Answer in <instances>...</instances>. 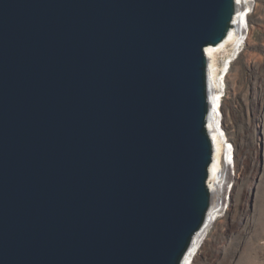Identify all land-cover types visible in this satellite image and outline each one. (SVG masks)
Returning <instances> with one entry per match:
<instances>
[{
    "label": "water",
    "instance_id": "obj_1",
    "mask_svg": "<svg viewBox=\"0 0 264 264\" xmlns=\"http://www.w3.org/2000/svg\"><path fill=\"white\" fill-rule=\"evenodd\" d=\"M237 4L0 0V264H185Z\"/></svg>",
    "mask_w": 264,
    "mask_h": 264
},
{
    "label": "rangeland",
    "instance_id": "obj_2",
    "mask_svg": "<svg viewBox=\"0 0 264 264\" xmlns=\"http://www.w3.org/2000/svg\"><path fill=\"white\" fill-rule=\"evenodd\" d=\"M247 11L244 40L219 55L222 124L232 149L224 158L235 157L234 178L192 264H264V0H251Z\"/></svg>",
    "mask_w": 264,
    "mask_h": 264
},
{
    "label": "bare ground",
    "instance_id": "obj_3",
    "mask_svg": "<svg viewBox=\"0 0 264 264\" xmlns=\"http://www.w3.org/2000/svg\"><path fill=\"white\" fill-rule=\"evenodd\" d=\"M237 14L233 26L230 29V32L227 38L221 43L216 45H208L205 48L206 55L208 58L209 64V74L211 81V94H212V115L208 122V128L214 142V161L211 165L209 186L211 188L213 197H212V213L211 219L206 226V228L196 236V239L191 247V251L186 257L185 264H192L194 259L204 248L206 241V235L210 227L216 222V219L219 215V212L223 207L228 203L227 191L228 184L230 180L234 178L233 168L235 167L236 160L235 157L231 162L228 159L224 158V154L227 152V157L230 156L232 149H230V143L227 139L226 133L224 131V124H222V112L220 108V102L222 100L223 94L220 90L223 78L220 79L219 73V55L222 52L223 48H226L228 44L235 43L236 46L239 45L245 33L246 26L248 25V14H246V8L250 7L251 0H237ZM229 66L227 67V69ZM225 71V70H224ZM221 72V71H220ZM228 71L226 70V73ZM223 90V89H222ZM237 166V165H236Z\"/></svg>",
    "mask_w": 264,
    "mask_h": 264
}]
</instances>
